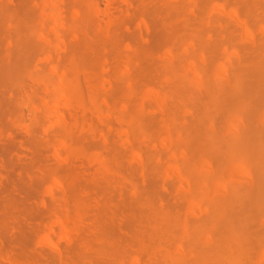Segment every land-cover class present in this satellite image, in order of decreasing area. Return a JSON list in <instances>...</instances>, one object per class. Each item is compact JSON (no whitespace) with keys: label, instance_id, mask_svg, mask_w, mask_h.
Wrapping results in <instances>:
<instances>
[{"label":"rangeland","instance_id":"rangeland-1","mask_svg":"<svg viewBox=\"0 0 264 264\" xmlns=\"http://www.w3.org/2000/svg\"><path fill=\"white\" fill-rule=\"evenodd\" d=\"M263 119L264 0H0V264H264Z\"/></svg>","mask_w":264,"mask_h":264},{"label":"bare ground","instance_id":"bare-ground-1","mask_svg":"<svg viewBox=\"0 0 264 264\" xmlns=\"http://www.w3.org/2000/svg\"><path fill=\"white\" fill-rule=\"evenodd\" d=\"M50 4H51V7H52L53 0H50ZM142 11H143V10H142ZM171 45H172V44H171ZM171 45H169V46H171ZM170 48H171V47H170ZM62 79H63V78H62ZM65 80H66V79H64V81H65ZM151 80H153V79H151ZM237 80H238V79H237ZM66 81H67V80H66ZM66 81H65V85L63 84V86H61V87H62L63 91L67 94V92L70 90V86H69V83H70V82H68V81L66 82ZM53 83H54V82H53ZM159 84H160V83H159ZM239 84H240V83H239ZM70 85H71V84H70ZM148 85H150V84L148 83ZM237 85H238V84H237ZM71 86H72V85H71ZM152 86H153V85H151L150 87H152ZM155 86H156V85H155ZM155 86H153V87H155ZM239 86H240V85H239ZM153 87H152V89L155 90V88H153ZM71 88H72V87H71ZM163 88H164V87H163ZM235 88H236L237 90L239 89V91H237V92L234 91V94H236V93H238V92L240 93V88H239L238 86H237V87L235 86ZM235 88H234V89H235ZM58 89H59V88H58ZM60 89H61V88H60ZM158 89H159V88H158ZM149 90H150V89H149ZM163 90H164V89H163ZM163 90H162V92H163ZM160 91H161V90H160ZM160 91L155 90V92H156V94H157V97L160 98V99H162L164 102H166V100H165L166 96L164 95V93H162V92H160ZM59 92H60V91H59ZM151 92H152V91H151ZM71 93H72V92H71ZM168 93H169V92H168ZM232 94H233V93H232ZM234 94H233V96H234ZM64 95H65V94H64ZM240 95L243 97L242 94H240ZM236 96H237V95H236ZM66 97H67V96H66ZM237 98H238V97H236V99H237ZM64 99H65V98H64ZM67 99H68V98H67ZM238 99H239V98H238ZM241 99H243V98H241ZM242 101H243V102H242ZM242 101H241V100H240V101L237 100L238 103H241V104H238V105H243L241 108L244 109L245 107H248V106H249V104H248L247 101H245V100H242ZM245 102H247V103H245ZM244 106H245V107H244ZM239 107H240V106H239ZM239 107H238V108H239ZM249 107H250V106H249ZM243 109H242V110H243ZM250 109H251V108H250ZM248 110H249V109H248ZM248 110H247V108H246V111L244 110V111H242V112H245V113L247 114V111H248ZM245 113H244V114H245ZM239 115H241V114H239ZM245 116H246V115H245ZM249 116H250V115H247L246 117L248 118ZM241 118H243V116H242ZM243 119H244V118H243ZM260 120H261V117H260ZM243 121H244V123H241V125H240L239 123H238V125H237V123H236L234 133H235L236 138L241 139L240 142L243 141V142L245 143V144L243 143L242 146H245V145H247V143L249 144L250 142H246V141L242 140V136H243L244 134H245L244 136H247V135H246V132L248 133V131H246V132L244 131V130H248V129H246L247 127L245 128V123H246L247 120L244 119ZM263 123H264V119L262 120L261 126L263 125ZM247 124H248V123H247ZM248 125H249V124H248ZM259 125H260V124H259ZM262 127H263V126H262ZM248 128H249V127H248ZM256 130H257V131H260V129H259V130L256 129ZM263 130H264V129H263ZM169 134L172 135V136L175 135V133L173 134V132H172L171 129H170V131H169ZM248 134H249V133H248ZM255 135H256V134H255ZM263 136H264V135H263ZM243 139H244V138H243ZM246 139H247V138H246ZM257 139H258V138H257ZM247 140H248V139H247ZM261 140H262V139H261ZM240 142L238 141L239 144L237 143L239 146L242 144V143H240ZM262 142H263V140H262ZM242 146H241V147H242ZM247 146H248V145H247ZM173 148H174L175 150H177V145L174 144V143H173ZM178 148H179V147H178ZM242 148H243V147H242ZM246 148H247V147H246ZM249 150H251V148H250ZM187 151H188L187 154H189V153H190V147H189V146H188ZM205 154H206V153H205ZM208 155H209V153H208ZM208 155L206 154V157H208ZM172 160H173V159H172ZM175 160H176V159H175ZM173 161H174V160H173ZM173 161H172V163H173ZM176 161H177V160H176ZM176 161H175V162H176ZM178 161H179V160H178ZM178 161H177V162H178ZM182 162H183V161H182ZM241 162H242V164H240V165H242V167H241V168H242V169H241V170H242L241 173H242V174H246L247 176L253 177V176H254V175H253V173H254L253 170H255V169L253 168V166H251L249 159H248V158H245V160H244V161L241 160ZM241 162H240V163H241ZM178 163H179L180 165L177 164V163H176V164L174 163V164H172V166H173L175 169H178V170H179L180 176H181L182 178H184L185 180L189 181V182H194V180L197 179V178H196L197 174H195L196 171L194 172V170H193L194 168L191 166L192 164L188 162L189 165L191 164L190 167H188V166L186 165V164H187V163H186V164H185V167H186L187 169L184 167V168H185V171H183L184 168H182V167H183L184 165L182 166V163H180V162H178ZM184 163H185V162H184ZM250 166H251L253 169H252ZM252 171H253V172H252ZM196 173H197V172H196ZM195 175H196V176H195ZM198 175H199V174H198ZM197 177H198V176H197ZM221 182H223V181H221ZM224 183H225V185H226V181L223 182L222 184H224ZM222 184H221V185H222ZM222 186H223V185H222ZM228 186H229V185H228ZM196 189H197V188H194V189H193V190H195L193 194H197V195H199V191L196 190ZM226 191H227V188H226ZM228 191H230V190H228ZM227 194H229V193H227ZM240 205H242V202H241ZM261 205H262V204H261ZM223 206H224V205H223ZM263 207H264V206H263ZM223 208L225 209V208H226V205H225V207H223ZM224 209H223V210H224ZM239 209L241 210L242 208H239ZM219 210H220V211H219ZM223 210H222V212H221V208H220V209L217 208V210H215L216 213H214V214H215V215L217 214L216 217H217L218 219H217V218L215 217V215L213 214L214 217H215V219L212 217V218L214 219V220H213L214 222H213V223L211 222L212 225L210 226V230L212 229V231H213L214 234H215V232L218 234V236H217V234H215V236H217V237H219V238H220V237H221V238L223 237V238H225V239L228 240V238L225 237L224 235L220 236L221 234L217 231V228L214 227L216 224H217V226H219V224L222 225V223H224V222H225V223H224L223 225L225 226L226 221H224V220L222 221V220H221V223H219V222H220V219H224V218H226V216L223 217V216H224L223 213H226L225 211L223 212ZM241 212H243V211H241ZM204 213H205V212H204ZM212 213H213V211L211 212V214H212ZM219 213H220V214H219ZM206 214H207V213H205V215H206ZM242 214L245 216L246 212L244 211ZM207 215H208V214H207ZM220 215H221V216H220ZM248 216H249V215H248ZM248 216H245V218L248 217ZM257 216H258V215H257ZM202 217L204 218L205 216L203 215ZM208 217H209V216H208ZM208 217L206 216V218H208ZM222 217H223V218H222ZM219 218H220V219H219ZM242 218H244V217H242ZM245 218L243 219V222H242V220H240L242 223H240V221H239V224H240L241 226H242V224H243V226H242L243 229H242V227H240L241 230H240V228H239V232L236 231V232L238 233V235L241 233L240 236L243 238V239H242V238L240 237V238H241V239H240L239 236L237 235V236H238L237 239L239 238L238 240L240 241V243H242L244 240H246V238H249V237H247V236H249V233H248V234H244V233H245V232L247 233V232L252 231V230H250V231H246V229L249 230V228H248L247 225H245V223H244ZM246 219H247V218H246ZM226 220H227V218H226ZM250 220H251V219H250ZM250 220H249V222H250ZM209 221H212V220H209ZM215 221H219V222L216 223ZM228 221H229V220H228ZM228 221H227V222H228ZM246 222H247V220H246ZM254 222H255V221H254ZM260 222H261V221H260ZM211 223H210V224H211ZM228 223H229V222H228ZM255 223H256V222H255ZM247 224H248V223H247ZM226 225H227V224H226ZM228 225H229V224H228ZM230 225L232 226L231 223H230ZM263 226H264V225H263ZM215 228H216V229H215ZM227 228H230V229H231V227H227ZM232 228H233V227H232ZM233 229H234V228H233ZM233 229H232V230H233ZM235 229H238V227L235 228ZM263 229H264V228H263ZM214 230H215V231H214ZM228 231H229V230H228ZM228 231H227V232H228ZM233 231H234V230H233ZM244 231H245V232H244ZM229 232L232 233L231 230H230ZM229 232H228V233H229ZM236 232H233L232 234H234V233L237 234ZM242 232H243V233H242ZM252 232H253V231H252ZM255 232H256V231H255ZM230 233H229L228 235H230ZM242 234H243V235H242ZM225 235H226V234H225ZM232 236H234V235H232ZM234 237H235V236H234ZM231 238L233 239V237H231ZM234 239L236 240V238H234ZM229 240L231 241V239H229ZM239 241H238V242H239ZM231 243H234L233 240H232ZM240 243H239V244H240ZM241 250H242V249H241ZM240 258H241V257H239V256L237 257V259L231 258V259H228V262L231 263V264H232V263H233V264H234V263H235V264H243V263H244L243 261H242V263H240L241 260H242V259H240ZM239 259H240V261H239ZM237 260H238V261H237ZM230 261H231V262H230ZM233 261H234V262H233ZM236 261H237V263H236ZM228 262L226 261V264H229ZM66 264H67V263H66ZM68 264H70V263H68ZM258 264H260V263H258Z\"/></svg>","mask_w":264,"mask_h":264}]
</instances>
